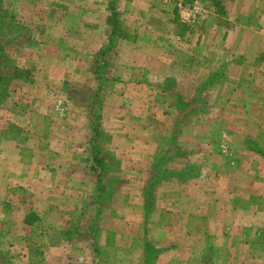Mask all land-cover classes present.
Segmentation results:
<instances>
[{
	"label": "rangeland",
	"instance_id": "1",
	"mask_svg": "<svg viewBox=\"0 0 264 264\" xmlns=\"http://www.w3.org/2000/svg\"><path fill=\"white\" fill-rule=\"evenodd\" d=\"M156 1L171 37L0 0V264H264V0ZM132 36L189 78H139Z\"/></svg>",
	"mask_w": 264,
	"mask_h": 264
},
{
	"label": "crops",
	"instance_id": "2",
	"mask_svg": "<svg viewBox=\"0 0 264 264\" xmlns=\"http://www.w3.org/2000/svg\"><path fill=\"white\" fill-rule=\"evenodd\" d=\"M118 1V0H117ZM136 0H120V6L123 7V12H118V17H120L122 21V25L128 26L127 31H131L133 33H142L145 32L144 28L145 26H148L149 30L148 32H160L163 33L164 36L169 35L172 36V29L173 26L169 25L168 20H171V18L167 17L165 14L167 11H164L162 7L160 6V3H156L157 6H159L158 13L164 14L163 16H157L155 11L153 10V5L156 0H151L150 3H148L149 0H144V3H137ZM141 0H138L140 2ZM120 7V8H121ZM119 10V9H118ZM150 14L156 16L151 18ZM109 15V13H108ZM107 15V16H108ZM128 20H130V24ZM120 24V23H119ZM137 31V32H136ZM130 35V34H129ZM144 42V43H142ZM126 43L130 44L131 52H128L127 59L124 60L125 64L127 63V67L129 70L138 71L141 73L139 78L143 80H164L167 77H174V78H189L190 72L186 70V72H182L180 69L179 71H174V65L179 64L178 60L171 59L169 56H167L168 52L166 54L163 52V54H156L154 53L153 49L163 47L162 42H155V39H151V41H141L139 39V36H132L131 39H129ZM167 46V45H166ZM150 47L152 48L149 52ZM143 48H146L147 53L143 55L139 54V51H142ZM170 48V47H168ZM170 50L173 49L171 48ZM150 53L149 56L148 54ZM162 53V52H161ZM170 54V53H169ZM171 55V54H170ZM155 56V57H153ZM160 56V57H159ZM117 63H120V54L116 56ZM122 62V63H124ZM206 64H203V69L205 68ZM198 70V69H197ZM201 70V68H199ZM198 70V71H199ZM204 69V73H205ZM117 72V70L115 71ZM130 72V71H128ZM204 75V74H203ZM202 75V76H203ZM206 75V73H205Z\"/></svg>",
	"mask_w": 264,
	"mask_h": 264
},
{
	"label": "trees",
	"instance_id": "3",
	"mask_svg": "<svg viewBox=\"0 0 264 264\" xmlns=\"http://www.w3.org/2000/svg\"><path fill=\"white\" fill-rule=\"evenodd\" d=\"M212 6L215 7V12L216 13H218V14L223 13V5L220 4V0H213ZM117 15H118V11L116 10V7H114V6L111 7L110 6V15L107 17L108 23H110V24L112 23V25H113L115 23L116 19H117L116 18ZM24 73L25 72H23V71H21L19 69L14 68L13 69L12 76H14V77L24 76ZM97 162L99 164H101L102 158L97 159ZM98 176H99V174H98ZM146 247H149V246L147 245ZM152 250L153 251H156V252L158 251V250H155V249H152Z\"/></svg>",
	"mask_w": 264,
	"mask_h": 264
},
{
	"label": "built area",
	"instance_id": "4",
	"mask_svg": "<svg viewBox=\"0 0 264 264\" xmlns=\"http://www.w3.org/2000/svg\"><path fill=\"white\" fill-rule=\"evenodd\" d=\"M178 12L181 22H191L201 12L196 7L186 5L184 3H178Z\"/></svg>",
	"mask_w": 264,
	"mask_h": 264
}]
</instances>
